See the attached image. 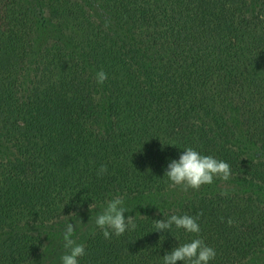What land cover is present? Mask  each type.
<instances>
[{
  "label": "trees",
  "instance_id": "16d2710c",
  "mask_svg": "<svg viewBox=\"0 0 264 264\" xmlns=\"http://www.w3.org/2000/svg\"><path fill=\"white\" fill-rule=\"evenodd\" d=\"M90 208L64 264H264V0H0V264Z\"/></svg>",
  "mask_w": 264,
  "mask_h": 264
},
{
  "label": "rangeland",
  "instance_id": "374dc122",
  "mask_svg": "<svg viewBox=\"0 0 264 264\" xmlns=\"http://www.w3.org/2000/svg\"><path fill=\"white\" fill-rule=\"evenodd\" d=\"M22 2L28 4L30 0H21ZM89 9L91 10L92 14L94 12V6H89ZM41 35H40V45H42L44 42H48L54 37V33L52 28L46 24L43 23L41 29ZM188 188H184L181 190H186ZM114 217L112 214L103 208H90L89 210L85 209L78 213L71 214L69 216H66L60 220H57L53 223L52 227L56 229V231L62 232L63 230H76V232H80V239L75 240L73 242H70L66 244V242L62 243V247L65 245L67 246V250L61 252L60 258L56 259L54 261V264H64L66 260L69 259V253L68 251H71L72 248H77V246L81 242V237L83 238V233H86L88 229L90 230L91 227H93L96 223L101 222L102 224L108 223L112 221ZM60 250V249H59ZM58 250V251H59ZM52 256V255H51ZM50 256V258H51ZM48 256L43 255L42 257L35 260L32 264H44L49 259Z\"/></svg>",
  "mask_w": 264,
  "mask_h": 264
}]
</instances>
